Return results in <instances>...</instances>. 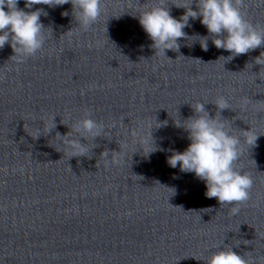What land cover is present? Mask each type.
I'll return each instance as SVG.
<instances>
[{"label": "clouds", "instance_id": "clouds-1", "mask_svg": "<svg viewBox=\"0 0 264 264\" xmlns=\"http://www.w3.org/2000/svg\"><path fill=\"white\" fill-rule=\"evenodd\" d=\"M19 2L20 0H0V49L9 44L14 53L10 59H14L17 64L35 56L43 48L46 39L44 30L49 29L41 23V16H47L44 9L37 8L32 11L25 9L31 10L35 5L54 8L70 3L74 19L87 30L100 17L103 7V0H24V9L18 7ZM194 2L195 10L192 7ZM172 4L185 10L179 19L170 14L166 0H156L153 6L138 15L139 23L152 41L151 47L155 49V53L159 52L166 57V50L179 52L181 45L178 41L181 38L185 40L195 38L192 41H198L204 51H208V41L211 39L217 49L230 53L227 57H220L226 61L264 47V27L254 25L246 18L245 0H185L184 3ZM68 15L67 11L62 12V16ZM190 18L192 20L200 18V23L206 27L208 35L196 34L189 37L184 29L190 26ZM254 64L264 69V51L254 58ZM248 66L252 67L253 64H246L245 68ZM249 103V98H242V108ZM213 104L216 108L214 116L205 108V103L196 102L190 105L194 115L182 122H176L177 127H182L187 132L190 143L183 152L172 151L167 163L172 168L179 165L181 172L194 173L206 184L205 196L216 198L221 206L231 205V212L235 215L239 212V204L250 199L253 179L236 167L241 155L239 147L241 136L232 134L230 123L226 124L229 120L221 115L224 110H231L228 100L224 96H219ZM61 123L65 124L69 131L64 135L57 132L55 137L63 145L62 152L69 158L88 157L90 152L88 139L95 140L104 136L107 131L105 125L91 118V113L87 111L84 118L76 120L70 126L62 120ZM166 123V121L163 125L157 123L156 127L159 128ZM55 127V117H52L51 126L47 131L50 132ZM141 131L139 128L133 129L130 135L134 140L148 143V138H144ZM241 134L245 143L250 147L256 146L258 136L251 128L241 130ZM149 138L153 144L151 131ZM81 139L86 143H82ZM155 150L153 147L147 153ZM110 153L113 154L110 161L112 164L121 163L120 151L105 150L101 155L106 163L109 162ZM171 190L174 193L175 190ZM259 260L264 262V258ZM206 264H257V262L253 258L245 259L231 247H227L213 252Z\"/></svg>", "mask_w": 264, "mask_h": 264}]
</instances>
